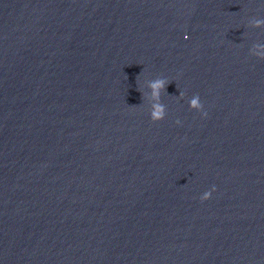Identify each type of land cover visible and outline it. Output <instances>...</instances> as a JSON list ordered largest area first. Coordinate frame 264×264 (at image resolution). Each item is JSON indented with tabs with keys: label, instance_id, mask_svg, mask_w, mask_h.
Returning a JSON list of instances; mask_svg holds the SVG:
<instances>
[{
	"label": "clouds",
	"instance_id": "obj_1",
	"mask_svg": "<svg viewBox=\"0 0 264 264\" xmlns=\"http://www.w3.org/2000/svg\"><path fill=\"white\" fill-rule=\"evenodd\" d=\"M257 23L259 24L260 22H257ZM184 38L188 39L187 36H185ZM168 83L169 82L164 78H159V79L154 80L151 83V88L153 89V95L155 97L159 98L160 91L165 90ZM182 95H183V93L181 92V96ZM190 107L195 109L198 112H201L204 116H207V113L204 112V110H203V104H202L198 94L194 95V98L191 101ZM165 117H166V111H165L164 106L161 104L154 105L153 111L150 113L151 121L156 123V122L162 121L163 119H165ZM176 123L179 124L180 121L177 120ZM215 190H216L215 186H213L210 191H206L205 193H203L200 197L201 201H205V200L210 199L212 192H214Z\"/></svg>",
	"mask_w": 264,
	"mask_h": 264
}]
</instances>
